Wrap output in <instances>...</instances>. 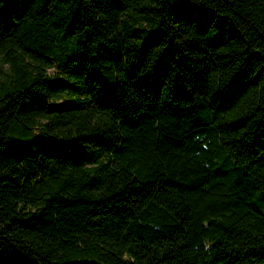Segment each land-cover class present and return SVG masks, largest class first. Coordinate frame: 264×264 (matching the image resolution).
<instances>
[{
	"label": "trees",
	"instance_id": "16d2710c",
	"mask_svg": "<svg viewBox=\"0 0 264 264\" xmlns=\"http://www.w3.org/2000/svg\"><path fill=\"white\" fill-rule=\"evenodd\" d=\"M0 264H264V0H0Z\"/></svg>",
	"mask_w": 264,
	"mask_h": 264
},
{
	"label": "rangeland",
	"instance_id": "374dc122",
	"mask_svg": "<svg viewBox=\"0 0 264 264\" xmlns=\"http://www.w3.org/2000/svg\"><path fill=\"white\" fill-rule=\"evenodd\" d=\"M49 70H51V71L54 70V67L53 66L49 67Z\"/></svg>",
	"mask_w": 264,
	"mask_h": 264
}]
</instances>
